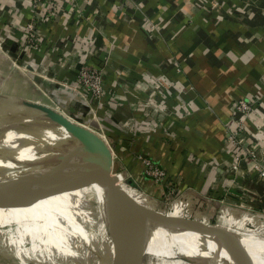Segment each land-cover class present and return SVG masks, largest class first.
Masks as SVG:
<instances>
[{
    "label": "crops",
    "instance_id": "0c3cea01",
    "mask_svg": "<svg viewBox=\"0 0 264 264\" xmlns=\"http://www.w3.org/2000/svg\"><path fill=\"white\" fill-rule=\"evenodd\" d=\"M0 42L14 57L20 49L27 54L21 61L70 83L80 61L104 66L100 130L120 158L122 173L113 172L118 179L129 173L146 201L149 194L161 197L165 188L141 174L134 157L140 152L163 167L177 188L180 197L169 214L244 231L239 236L249 242L260 240L247 237L251 232L264 235V177L250 158L232 168L237 150L223 134L234 101L259 97L261 105L246 115L239 137L264 167V0H42L36 6L0 0ZM8 68L9 58L0 52V93L42 103L48 95L64 111L78 110V119L92 120L76 95L41 78L33 84ZM176 86L194 88L187 92L189 108L177 101ZM256 132L261 135L254 138ZM57 169L70 172L43 156L14 175L1 169L0 183L25 171ZM17 206L24 205L0 208ZM110 246V264H118Z\"/></svg>",
    "mask_w": 264,
    "mask_h": 264
},
{
    "label": "rangeland",
    "instance_id": "374dc122",
    "mask_svg": "<svg viewBox=\"0 0 264 264\" xmlns=\"http://www.w3.org/2000/svg\"><path fill=\"white\" fill-rule=\"evenodd\" d=\"M147 25L149 29L158 30V28L154 27L152 22L147 21ZM2 45L3 43L0 42V52L9 58V72L14 70L23 72L25 77H29L31 83L33 84L37 83L39 78L48 83L53 82L56 84L57 89H64L76 95L78 101L87 106L92 120L78 119V117L74 114L81 113L75 109L64 111L58 106L56 101L51 96L46 95L44 101H46L45 103L48 105L57 107L59 111L69 115L75 120L89 125L105 137L100 130L103 121L102 118H100L101 114L99 113V109H102L104 103L100 104V99L93 95L92 89L95 88V81L93 82L94 78L90 80L88 79L86 81L87 84H85L80 81L78 75L82 68L87 70L89 73L92 70L94 72L95 69L99 73L102 80L101 100H103L105 90L104 66L90 64L88 60L80 61L77 67L75 81L74 83H70L67 80L60 79L57 75L47 76V74H45L47 71L46 68H32L30 65L25 66L26 61H21L19 57L22 54L27 56L25 52L18 49L19 55L18 57H14L12 51L4 50ZM179 54H181L180 50L171 52L173 57L174 55L176 56ZM262 82L264 84V79ZM92 83L93 86L89 88ZM176 92V99L180 106L189 108L190 99L187 97V92H194V88L191 86H176ZM241 99L248 100L247 98H238L234 101L231 112V122L237 123L235 126H244V119L246 115L252 111L253 107L261 105V100L258 97L257 99L254 98L252 100H248L249 102H247V108L238 109L237 104ZM143 101L144 100H142V102ZM148 102L149 100H146L145 103ZM157 107V109L161 108L160 105ZM140 108L143 109V106H140ZM1 111H17L20 115L18 118L8 115L5 120H0V125H8L0 126V135L5 132L6 129L4 128L12 127V124L18 125L24 121L22 120L23 118L33 117L36 114L35 110L22 106L19 98L2 93H0V113ZM184 116L187 117L186 114ZM180 118L184 119L183 116H180ZM240 118L242 119L240 120ZM227 125L228 123H225L223 134L229 143L228 138L226 137ZM236 137L237 139H240L239 131ZM234 147L237 150L235 156L242 148H244L242 142ZM15 149L17 151L15 152L16 159L14 162L4 160L3 163H0V170H8L14 175L15 172L23 170L27 163L43 158V156L56 157L60 160H64L65 162L67 161L61 156L39 153L26 147L22 148V146L18 148L16 147ZM113 156L115 157L113 167L114 172L122 173V169L120 165H118L119 156L115 150L113 152ZM134 157L140 162L141 174L153 183L158 185L160 184L163 188H165L162 190L161 197L154 198L149 194V196H147L148 201H146L142 196L147 195L144 192V189L140 187L139 183L134 181L129 173L123 174V177L121 179L119 178L120 184L124 185L125 190L139 203L148 207L152 206L156 210L169 214L168 212L171 211L170 207L177 203L180 197L177 193L176 186L172 182H167L166 170L151 157L146 156L141 152L135 154ZM147 160L150 162L147 163ZM68 163L71 162L68 161ZM77 168L81 173L85 170V167L83 168L78 166ZM156 169H158V171H162V174H156ZM128 180H131V182L128 183ZM95 184L96 179L89 175L87 176V182L85 185H82L79 189L62 191L49 195H38L34 197V201L30 204L17 207L0 208V264H13L16 259L22 264H27L29 262L34 264H110V245H112V242L104 223L101 200L93 186ZM5 185L6 188L4 192L0 193L1 196L4 195L5 191L10 189L12 182L8 181ZM137 190L140 191L142 195ZM171 215L178 216V214ZM13 224H16L17 227L13 228ZM242 232L244 231H235L237 234H242ZM251 233L253 236L249 235L248 237H255L261 240L264 239V235L261 233ZM155 240L158 241V239ZM157 241H154L153 243L157 244ZM163 244L165 245L166 243ZM159 245H161V243H159ZM250 253L253 257H256L254 253ZM164 257L165 256L163 255H156L150 251L146 253L144 252L141 257V262H146L145 264H202L180 257L173 258L172 260H165ZM257 263L260 264L258 258H256V264Z\"/></svg>",
    "mask_w": 264,
    "mask_h": 264
},
{
    "label": "water",
    "instance_id": "95a60500",
    "mask_svg": "<svg viewBox=\"0 0 264 264\" xmlns=\"http://www.w3.org/2000/svg\"><path fill=\"white\" fill-rule=\"evenodd\" d=\"M20 104L35 110L36 114L19 123L14 130L15 134L22 133L35 138L19 139V143L16 146L32 144L41 138L43 131L54 130L60 126L68 135L79 136L86 143L97 161L99 176L86 172V168L83 174L77 168L79 165L53 157L57 160L58 165L70 172L65 174L59 169L54 171L45 170L41 174L39 172L25 171L11 180L8 179V181L12 182V185L10 189L5 191L3 196L0 195V206L27 205L32 203L34 197L38 195H49L62 190L82 187L87 182V176L89 175L96 179V183L99 178L104 196V223L111 238L118 264H141L142 253H138L135 247L136 233L134 228L135 224L139 223L138 221L145 218H153L151 222L153 224H175L180 230L195 231L213 239L216 237L215 231L217 229L225 228L167 214L137 202L124 190L118 177L113 172L112 150L107 140L99 132L46 103L23 99ZM11 147L6 151L0 149V159L14 162L17 150L15 149L16 147ZM8 181L0 183L1 192H4L5 184ZM232 232L234 233V231ZM218 241L227 255L236 258L250 257L248 251L242 245H239L236 240L229 244H225L219 239Z\"/></svg>",
    "mask_w": 264,
    "mask_h": 264
},
{
    "label": "bare ground",
    "instance_id": "6f19581e",
    "mask_svg": "<svg viewBox=\"0 0 264 264\" xmlns=\"http://www.w3.org/2000/svg\"><path fill=\"white\" fill-rule=\"evenodd\" d=\"M8 115L18 118L20 114L17 113V111H1L0 120H5ZM29 118L31 117H25L22 120H27ZM13 125L14 124H12V127L4 128L6 129L5 132L0 135L1 150L6 151L11 146L17 148L22 146V148L26 147L39 153H47L53 156L58 155L67 160L66 162L69 161L76 165L83 166L89 173L99 176L97 161L93 157L86 143L79 136L68 135L66 131L59 126L54 130L43 131L41 138L37 139L36 142H33L32 144L16 146L19 143V139H25L28 137L29 139H34L35 137L27 136L22 133L16 135L14 130L17 124ZM0 126L8 125L1 124ZM3 161L4 160L0 159V163H3ZM97 183L93 186L101 200L102 215L104 218V196L102 187L99 183V178ZM131 197L134 198L133 196ZM152 220L153 218L148 217L135 224V247L138 253L141 252L143 254L144 252L146 253L150 251L156 255L165 256V260H172L173 258L180 257L192 261H198L202 264H256V258H258L259 263L264 264V239L249 242L241 237L243 234L233 233L232 231L226 230L227 228L217 229L215 231L216 237L213 239L212 237L204 236L195 231L180 230L175 224H153L151 223ZM218 235L225 236L230 239V241L219 237ZM155 239H158V241ZM218 239L225 244H229L236 240L239 245H242L248 251L250 257L236 258L227 255L225 250L221 247ZM154 241H157V244L153 243ZM159 243H161V245H159ZM163 243L166 244L164 245ZM250 252L254 253L256 257H253Z\"/></svg>",
    "mask_w": 264,
    "mask_h": 264
},
{
    "label": "built area",
    "instance_id": "2783aa9c",
    "mask_svg": "<svg viewBox=\"0 0 264 264\" xmlns=\"http://www.w3.org/2000/svg\"><path fill=\"white\" fill-rule=\"evenodd\" d=\"M40 1L42 0H29L31 6H36ZM27 30H29L30 34H29V39L32 40L33 39V31H34V23L33 22H29L26 25ZM2 48H4V50H9L7 47H5V44L2 45ZM30 64L28 62H25V66H29ZM31 66V65H30ZM33 68V67H32ZM79 79L81 82H84L85 84L86 81L89 79H93V82L95 81V88L92 89L93 95L96 98L100 99V104L103 103V100H101V93H102V80L99 76V73L94 69L89 73L87 72V70H85L84 68H82L79 72ZM93 86V83L90 85L89 88H91ZM98 99V100H99ZM247 102H249L248 100H244L241 99L238 101L237 107L238 109H245L248 107ZM56 109H58L57 107H54ZM59 110V109H58ZM242 118H240L241 120ZM237 123L231 122L230 124L227 125V130H226V137L228 138L229 143H231L233 146H236L238 144L241 143L240 139H237L236 135L239 131V129H241L243 126H235ZM259 135H261L260 132H256L254 133V138H257ZM244 158H250L251 159V166L252 168L262 177H264V167L261 165L260 160L255 159V152L253 150V148H242L240 150V152H238V154L234 157L233 160V165L232 168L233 169H237L238 165L241 161V159ZM150 161L147 160V163H149ZM155 173H160L162 174V171H158V169H156Z\"/></svg>",
    "mask_w": 264,
    "mask_h": 264
}]
</instances>
